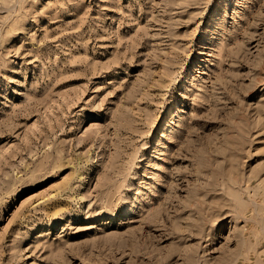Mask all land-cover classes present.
Segmentation results:
<instances>
[{"label": "rangeland", "instance_id": "obj_1", "mask_svg": "<svg viewBox=\"0 0 264 264\" xmlns=\"http://www.w3.org/2000/svg\"><path fill=\"white\" fill-rule=\"evenodd\" d=\"M190 261L264 264V0H0V264Z\"/></svg>", "mask_w": 264, "mask_h": 264}, {"label": "bare ground", "instance_id": "obj_2", "mask_svg": "<svg viewBox=\"0 0 264 264\" xmlns=\"http://www.w3.org/2000/svg\"><path fill=\"white\" fill-rule=\"evenodd\" d=\"M203 210V209H202ZM201 210V211H202ZM200 212V211H199ZM204 212V211H203ZM201 214H203L202 212H200ZM205 213H207V212H205ZM216 213V212H215ZM209 214V213H208ZM200 215V214H199ZM209 215H211V214H209ZM209 215H207V216H209ZM213 215V214H212ZM203 217V216H202ZM199 223V222H198ZM210 226V225H209ZM199 228V227H198ZM203 230H200L201 232H202V234L203 235H205L206 233H207V229H208V226L207 225H205L204 224V228H202ZM209 234H211L212 233V231L211 232H208ZM198 234V233H197ZM196 234V235H197ZM190 236V235H189ZM192 238V237H191ZM214 238V237H213ZM214 241V240H213ZM178 243V242H177ZM238 243V242H237ZM213 244V243H212ZM197 249V248H196ZM152 252V251H151ZM229 253V252H228ZM148 254V253H147ZM231 254V253H230ZM123 255V254H122ZM226 255V254H225ZM231 256V255H230ZM175 257V256H174ZM183 257V256H182ZM185 257V256H184ZM187 257V256H186ZM151 258V257H150ZM185 259V258H184ZM223 259V258H222ZM141 260V259H140ZM184 261V260H183ZM225 261V260H224ZM183 263V262H182ZM188 264H196L195 263V261L194 262H192V261H190ZM225 264H227V263H225Z\"/></svg>", "mask_w": 264, "mask_h": 264}]
</instances>
